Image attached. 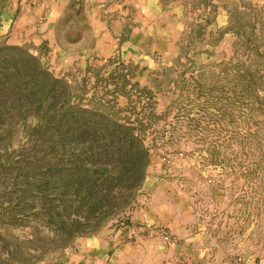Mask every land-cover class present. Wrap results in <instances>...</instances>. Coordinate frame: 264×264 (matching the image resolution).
I'll return each instance as SVG.
<instances>
[{"label":"rangeland","instance_id":"obj_1","mask_svg":"<svg viewBox=\"0 0 264 264\" xmlns=\"http://www.w3.org/2000/svg\"><path fill=\"white\" fill-rule=\"evenodd\" d=\"M55 5L76 57L33 38ZM13 61L30 79L0 85V264H55L90 238L128 244L127 264L147 243L155 264H264V0H0V73ZM124 148L135 179L94 176L107 209L76 226L62 170L109 163L67 157Z\"/></svg>","mask_w":264,"mask_h":264},{"label":"trees","instance_id":"obj_2","mask_svg":"<svg viewBox=\"0 0 264 264\" xmlns=\"http://www.w3.org/2000/svg\"><path fill=\"white\" fill-rule=\"evenodd\" d=\"M9 50H12V48H10ZM12 65V67L10 68V70L8 68H5V70H3V73H0V82L4 80L5 83H0V85H4L6 87H8L9 90H12L11 88L14 89L13 83L18 84V83H22V87L24 86L25 81H29L28 79H30V77H28L27 79L22 78L21 76V71H19L22 67L20 65L17 66V64L15 63V61L10 63ZM37 67H36V78L44 80V79H49L51 80V78L49 77V75L40 68V66L36 63ZM19 67V68H17ZM7 69L9 71H7ZM21 75V76H20ZM34 78V77H33ZM24 82V83H23ZM54 81H52L53 83ZM122 150H126V151H122ZM122 150H119V152H114L115 155L117 156V160L112 162L111 160L108 159L109 155L106 153H103L102 151L99 153H82L80 155L74 156V157H67L68 161H72L74 160V162H70L71 164H89L91 166L92 163L89 160H93V159H105L106 162H108L110 164V162L112 163L110 166L109 164H103V167H105L104 169L99 168L98 170H95L96 168L93 167V169L89 170L87 168L83 169H79L80 170V174L79 176H75L74 175V171L71 172L72 169L70 165H67L68 167H70V170H62L64 173V177L67 178V180L74 185L75 189L77 190V195L75 192L71 193V197L73 198H77V204L79 205V207H75V210L73 214L75 219L73 221V223L77 226V225H87V223L90 221L89 219L94 218L96 215H98L99 213H101V209H107V206L103 205V198L104 196H102V199H96V200H91L89 202V198L91 196V189H90V185H93V178L94 176H96L97 174L102 178V182L104 184L107 185H111L115 182H125V183H131L132 180L135 179V166H136V160L139 159V156H141V153H139V149L138 152H135L134 154L129 153V150L127 148H124ZM123 152V153H122ZM87 153H89V156H87ZM86 158H85V157ZM76 158V159H75ZM89 159V160H87ZM136 159V160H135ZM135 160V161H133ZM133 163V165H132ZM115 164L120 165L117 168ZM137 168V167H136ZM76 172V171H75ZM93 174V175H92ZM137 177V176H136ZM71 178L73 179V182L68 179ZM76 182V183H75ZM65 186V185H63ZM68 187H72L69 185H66ZM79 186V187H78ZM63 191H68L67 188H64L61 186V188ZM22 192L24 191H18L17 195L20 194L22 195ZM38 193V192H37ZM81 193V194H80ZM0 195L7 197L8 199H11L12 196L6 194V192H0ZM121 197L124 198L123 193H121L120 195ZM95 211V212H94ZM86 213L88 214V216L86 215ZM94 222V220H92ZM67 233V232H66ZM65 233V234H66ZM7 258L12 259L9 254H6Z\"/></svg>","mask_w":264,"mask_h":264},{"label":"crops","instance_id":"obj_3","mask_svg":"<svg viewBox=\"0 0 264 264\" xmlns=\"http://www.w3.org/2000/svg\"><path fill=\"white\" fill-rule=\"evenodd\" d=\"M63 15H65V12H63V10L56 5L55 9L53 10H44L43 12H39L38 18H40V21H38L39 23L34 29L36 35L33 38L38 42H47L54 45L55 51L59 52L64 57V59L73 58L72 56L75 55L70 56L66 54V41H64L63 45L62 40L58 38V35L60 34L66 37V32L62 34V32H60L61 30L59 29L62 19L66 18V16ZM54 34L55 36L53 38ZM21 41L22 38L20 39L19 43L23 42ZM97 241L100 243L102 240L96 238L85 240L82 242V245H85L86 247L85 250H82V252L79 251L78 254L74 253L69 255L65 259L55 258V264H127V256L129 254L126 250L130 248L128 244L121 243V246L118 249L110 251L109 254L108 249H102V247L105 246H102V244L98 245ZM147 246L149 247L148 249H146ZM151 246L153 245L147 243L146 246L144 245V250L140 246L139 249H136L135 247L133 250H131L133 252L131 262L133 264H155V258L153 255L154 252H151ZM81 253L82 255H79Z\"/></svg>","mask_w":264,"mask_h":264}]
</instances>
